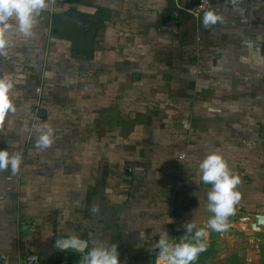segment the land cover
<instances>
[{
    "label": "crops",
    "instance_id": "1",
    "mask_svg": "<svg viewBox=\"0 0 264 264\" xmlns=\"http://www.w3.org/2000/svg\"><path fill=\"white\" fill-rule=\"evenodd\" d=\"M210 1L211 23L183 14L178 36L157 25L172 0H46L31 37L8 22L15 112L0 149L21 164L0 170V264H50L68 255L61 236L155 264L156 241L190 238L187 222L208 233L194 264H264V229L250 228L264 214V0ZM210 153L240 177L220 232L207 229L211 185L194 182Z\"/></svg>",
    "mask_w": 264,
    "mask_h": 264
},
{
    "label": "clouds",
    "instance_id": "2",
    "mask_svg": "<svg viewBox=\"0 0 264 264\" xmlns=\"http://www.w3.org/2000/svg\"><path fill=\"white\" fill-rule=\"evenodd\" d=\"M46 7V0H0V55H4L6 41L2 33L10 28V20L15 21L16 30L26 37L32 36V29L36 18ZM14 85L11 80L0 76V120L6 114L15 112L14 103L9 95ZM40 133L36 146L47 148L52 143L53 129L49 125H43L37 129ZM21 164L19 152L9 153L0 149V170L8 169L15 175ZM200 175L194 182L202 181L211 185L207 192V208L212 215L207 220V229L215 232L226 230L228 217L234 212V205L240 199V192L237 185L240 184V177L229 169L224 158L217 153L207 154L198 165ZM95 211V209H94ZM169 223L171 220L168 221ZM185 232L192 234L185 236L179 242H171L161 236L156 241L155 264H194L200 253L206 250L204 238L207 236L206 228L196 229L195 224L186 223ZM195 230L193 234V230ZM78 250L88 251L82 256V264H121L120 253L116 244H94L88 248V242L73 238Z\"/></svg>",
    "mask_w": 264,
    "mask_h": 264
},
{
    "label": "built area",
    "instance_id": "3",
    "mask_svg": "<svg viewBox=\"0 0 264 264\" xmlns=\"http://www.w3.org/2000/svg\"><path fill=\"white\" fill-rule=\"evenodd\" d=\"M174 5V14L172 17L166 19L160 26L162 30L168 31L170 33H177L180 31L179 23V13H184L190 16L193 20H199L203 15H205L209 9L213 6L210 0H196L191 4H184L180 0H172ZM233 0H225V2H232ZM171 242H179L181 239L177 237H171L168 239ZM157 249L151 250L149 255L155 257ZM84 254L78 255L77 258L71 257L69 255L59 254L55 260L51 261L50 264H82V256Z\"/></svg>",
    "mask_w": 264,
    "mask_h": 264
},
{
    "label": "water",
    "instance_id": "4",
    "mask_svg": "<svg viewBox=\"0 0 264 264\" xmlns=\"http://www.w3.org/2000/svg\"><path fill=\"white\" fill-rule=\"evenodd\" d=\"M200 21L209 25L211 23V19L207 16H202ZM253 218V223L250 225V228L253 230H257L258 227L264 229V214L256 213L251 215ZM82 240V239H80ZM55 249L59 252L67 251L68 253L81 255L85 254L86 249L83 251L78 250V246L74 242L73 238L68 237H58L54 243ZM25 264H37V258L33 255L25 256Z\"/></svg>",
    "mask_w": 264,
    "mask_h": 264
},
{
    "label": "trees",
    "instance_id": "5",
    "mask_svg": "<svg viewBox=\"0 0 264 264\" xmlns=\"http://www.w3.org/2000/svg\"><path fill=\"white\" fill-rule=\"evenodd\" d=\"M196 1V0H195ZM172 11V8L170 9V12ZM178 14H179V23H180V25H181V20H183V18H182V16H184V15H186L187 17L186 18H188V17H190V16H188L187 14H184V13H179L178 12ZM184 14V15H183ZM170 15V14H169ZM168 15V16H169ZM168 16H166V17H163L162 19H161V21L157 24L158 25V27H159V25H161L162 24V22H164L165 20H166V18L168 17ZM172 17V16H171ZM179 33H180V31L179 32H177V33H171L173 36H178L179 35ZM62 255H64V254H62ZM68 255L69 256H71V257H75V258H77V256L78 255H76V254H72V253H68Z\"/></svg>",
    "mask_w": 264,
    "mask_h": 264
}]
</instances>
